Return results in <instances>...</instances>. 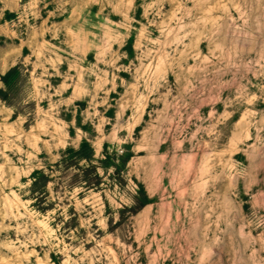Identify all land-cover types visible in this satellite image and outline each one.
<instances>
[{
	"label": "rangeland",
	"instance_id": "374dc122",
	"mask_svg": "<svg viewBox=\"0 0 264 264\" xmlns=\"http://www.w3.org/2000/svg\"><path fill=\"white\" fill-rule=\"evenodd\" d=\"M0 264H264V0H0Z\"/></svg>",
	"mask_w": 264,
	"mask_h": 264
}]
</instances>
